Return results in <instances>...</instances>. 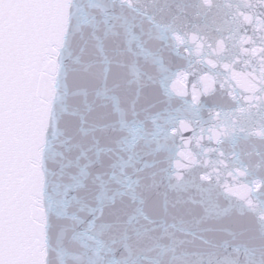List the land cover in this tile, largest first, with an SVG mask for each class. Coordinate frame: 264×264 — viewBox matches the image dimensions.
<instances>
[{
	"label": "snow or ice",
	"instance_id": "1",
	"mask_svg": "<svg viewBox=\"0 0 264 264\" xmlns=\"http://www.w3.org/2000/svg\"><path fill=\"white\" fill-rule=\"evenodd\" d=\"M0 264H264V0H0Z\"/></svg>",
	"mask_w": 264,
	"mask_h": 264
}]
</instances>
